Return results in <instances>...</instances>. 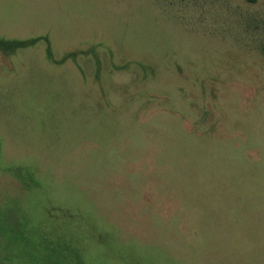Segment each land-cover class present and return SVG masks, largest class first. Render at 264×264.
Returning <instances> with one entry per match:
<instances>
[{"label": "rangeland", "instance_id": "1", "mask_svg": "<svg viewBox=\"0 0 264 264\" xmlns=\"http://www.w3.org/2000/svg\"><path fill=\"white\" fill-rule=\"evenodd\" d=\"M31 38L0 48V264H264V0H0Z\"/></svg>", "mask_w": 264, "mask_h": 264}, {"label": "trees", "instance_id": "2", "mask_svg": "<svg viewBox=\"0 0 264 264\" xmlns=\"http://www.w3.org/2000/svg\"><path fill=\"white\" fill-rule=\"evenodd\" d=\"M36 40L37 39H34V38L33 39L31 38V39H28V40H20V41H7V40H4V39H0V48L2 50L4 49L6 51H8V50L14 51L17 48H22V47H25V46H28V45H33L36 42ZM70 56L73 57V55H70ZM93 56L95 57L96 62L98 63V58L95 55V53H93ZM65 58L66 57H63V58H61L60 60H58L56 62H60L61 63V62H63L65 60Z\"/></svg>", "mask_w": 264, "mask_h": 264}]
</instances>
